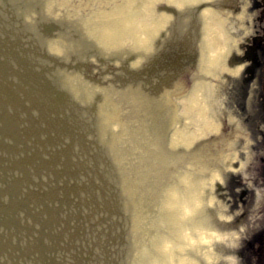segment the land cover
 Here are the masks:
<instances>
[{"label": "bare ground", "instance_id": "6f19581e", "mask_svg": "<svg viewBox=\"0 0 264 264\" xmlns=\"http://www.w3.org/2000/svg\"><path fill=\"white\" fill-rule=\"evenodd\" d=\"M29 1L35 2L36 9L21 14V0H0L1 5L5 4L1 8L12 14L8 21L0 22V31L10 33L8 45L0 49V74L8 67L7 73L19 80L8 94L7 105L13 107L14 115L4 120L10 122L14 116L17 120L22 112L36 106L40 109L36 118L30 113L22 118L26 124L20 134L23 140L56 125V133L39 138V142L33 139L36 148L58 139L60 155H55L51 163L59 161L63 173L70 172L77 178L86 169L88 173L112 174L121 186L110 192L108 181L107 189L103 182L88 187L85 182L67 181L65 187L71 193L80 195L89 190L88 196L77 199L90 205L93 213L85 214L83 209L73 207L68 214H62L51 207L46 216L28 211L26 219L20 220L13 215L6 227L1 225L10 235L6 237L15 236L27 248L40 246L42 257L51 263L53 260V264H73L76 258L82 259L77 260L78 264H103L106 260L104 264H237L223 250L228 245H222V241L233 235L227 233V213L216 193L234 161L243 165L237 147L247 148L250 142L243 122L249 106V91L241 75L243 63L232 67L229 64L232 56L242 61V46L237 40L240 27L227 24L232 20L231 11H221V5L212 0ZM227 2L233 5L235 0ZM162 6L169 13L161 12ZM245 10L244 4L243 13ZM243 13L236 15L241 18ZM173 16L177 17L176 23L190 18L193 27L200 30L194 59L187 62L193 69L187 76L191 84L177 97L180 107L174 105L169 94L160 92L162 88L170 90L175 80L170 85L162 84L158 67L163 57L160 43L168 35L163 29ZM28 37L31 40L24 42ZM187 49L193 50L188 45ZM11 60L22 69H14ZM152 63L157 68V79L147 81L143 74ZM33 86L36 90L44 87L50 98L37 99L30 91ZM5 98L1 93L0 100ZM163 100L168 104L165 110L160 107ZM119 110L123 111L120 116ZM142 110L156 132L145 133L144 129L149 130L145 120L140 129L147 136L140 132L130 138L127 127L131 121L140 122ZM160 111L169 119L168 124H160L156 115ZM224 112L240 120L233 139L222 130ZM124 115L126 122L122 120ZM14 125H0V132L14 133ZM215 132H221L217 139L201 140ZM140 141L151 143L148 155L155 156L161 168H150L135 179L124 166L114 164L112 154L117 146L141 144ZM2 144L12 147L10 143ZM73 151L92 158L96 166L75 167L70 159ZM35 153L25 157L38 159L36 163L42 167L51 166ZM175 162L176 168L169 173ZM159 171H165L166 177L161 184L155 180L153 188L149 183L142 186L141 179ZM99 211H105L104 218H110H98ZM127 240L135 243L136 253L119 260L111 246L115 243L125 253L121 246Z\"/></svg>", "mask_w": 264, "mask_h": 264}, {"label": "rangeland", "instance_id": "374dc122", "mask_svg": "<svg viewBox=\"0 0 264 264\" xmlns=\"http://www.w3.org/2000/svg\"><path fill=\"white\" fill-rule=\"evenodd\" d=\"M212 1V3L221 5L220 8L218 7L221 11H231L229 16L232 20H229L227 24L232 23V25L240 27V30H238L239 37L237 38V40L243 48V51L241 52L242 56L243 52L245 51L246 45L248 46L249 44H251V42H253L254 36L252 35L256 33V31L254 30H260V34H264V6H258V2L263 3L264 0H236V2H234V5H230L231 2L228 3L227 0ZM34 3L35 2H32L30 4L29 0H21L19 8L20 13L23 14L25 10L27 11V13L31 11L34 12V10L36 9V7L33 6ZM244 4L246 6V10L244 11L245 15L242 9ZM3 6H5V4L1 5L0 2V22L8 21L10 19L9 16H12L10 10L5 11L1 8ZM161 9V12L169 13L167 10L164 9L163 6ZM170 9L174 10L172 6L170 7ZM177 10L180 9L177 8ZM13 12L14 14L18 13V11ZM176 12L177 11L175 10V13ZM240 12L243 13L241 18L236 15ZM176 18V16H173L170 24L168 26L166 25V27H164L163 29L165 34L168 32V35L167 37L164 36L160 43L161 52H163V57L160 59V64L158 67L161 68L162 84L170 85L173 79L175 80V84L173 85L174 89L173 87L170 90H164L162 88L160 92L164 94H169V96H171V100L176 103L174 105L180 107L181 100H178L177 97L179 98L181 91L188 89L191 84L187 76L193 72V69L189 66L187 62L190 63L194 59L192 58V56L194 55V48L196 47V45L199 44L200 30L197 26H195V28L193 27L190 18H187V20L183 19L182 23H178V21L176 23V21H174L176 20ZM235 22H237L239 25ZM249 25H251L252 27H249ZM244 32H246V34ZM8 34L10 33L4 30L0 31V49L6 48L5 45H8ZM30 40V37H28L24 40V42ZM187 45L189 47L191 46V49L193 50L190 51L189 49H187ZM232 57H230L232 60H230L231 63L237 64L239 62L238 58L234 59ZM10 62H13L14 66L8 63L7 66H12L14 69L16 68L17 70L22 69V67L17 64L16 61L11 60ZM231 63L230 67H232ZM172 66L174 69L172 68ZM246 67H242V70H244V72ZM7 72H10L8 71V67L6 68L5 72H2L0 74V95L2 93L6 97V101L0 100V125L5 127L10 122L12 123V125H15L12 127L14 133L6 134L4 132H0V264H53V260L51 263L48 261V259H44L42 257V254L40 253V246L33 245L31 248H27L26 246H24V243L21 244V242H19V240L16 239L15 236L13 238H7L6 236L8 235L10 237V235L8 232L6 233L7 229H1V225H4L6 227V223L11 220V216L13 215L20 217V220L26 219V212L28 211L46 216L48 210L51 207L54 209H59L62 214H68L69 212H71L70 209H72L73 207L74 209H83V213L85 214L89 212L93 213L90 205L81 204L79 199H77L79 196H88V194H90L88 193L89 190L82 189L84 192L78 195V192H76L75 194L71 193L70 191H68L69 188L65 187L67 181L71 182V180L73 179L74 181H78V183L85 182L88 187L92 186L93 184L102 185L103 182L106 189L108 188L109 182L111 183L110 192L118 190V186L121 185L119 179L116 176L113 177L112 174L107 175L106 173H103V176L101 174L102 172L100 173L99 171H91L90 173H88L89 170L86 169V171H84L83 173L81 172L82 174H79V178H77L75 175L73 176L70 172L63 173L62 164L59 163V161L56 163H51L52 158H54L55 155H60L58 150V147H60V145L57 146L58 139L54 142L48 143L44 148H41L39 146L38 148H36L33 139L34 137H36L37 142H39V138L43 139L45 136H49L52 133H56V125H53L54 128L51 127L52 130L42 129L41 132L35 133L34 136L32 135L29 138L23 140L20 134H22L25 130L26 124L23 123L22 118L24 117V119H26L28 113H30L33 117L36 118L40 109L34 106L32 108H29L27 111L22 112L21 116L18 115L17 120L14 116V118L10 117V122H5L4 119L6 117H8L10 114L14 115V111L12 109L13 107L7 105L8 103H10L8 100V94L9 92H11L12 88L18 86L15 83L19 82L17 77H13V74L11 75ZM51 75H53V73H51ZM143 76L147 81L157 79L156 65L152 63V65H150V67H148L147 70L144 72ZM30 88H32V86H30ZM43 88H39V90H36L33 86V89H30V91L33 93V95L37 96V99L48 100L50 98V95ZM181 88L183 89L181 90ZM249 98L250 100H252L251 105H254L255 107V105L258 103L257 100L253 99L254 97ZM25 102L29 104L30 100L26 99ZM121 105L122 104H120V106ZM167 106L168 104L166 103V100H163L160 103V107L164 110L165 108H167ZM156 107L155 110H157L158 112L159 104H157ZM252 110L253 114L255 111L254 109ZM122 112L123 111L119 110V113L117 112V114H119L120 116ZM139 113L141 116L140 122L135 121L138 123H134L131 121L132 124L127 127L130 129H127V132L129 133L128 137L130 138V135L136 138L140 132L143 136H147V134L142 133L140 129L142 121L145 122V120L149 127L148 131L144 129L145 133H149L152 135V133L155 134L156 132V127H152L149 125L150 122L147 120L149 119L148 115H146L145 117L143 110ZM49 115H51V113ZM156 115L159 119L160 124L162 123L163 125H166L169 123V119L166 118V116H164V113H162L161 111L160 115L158 113H156ZM238 118H240V116H238ZM222 119V130L225 131L227 137L233 139L238 133V122L240 120L237 119V117H228L226 112H224ZM122 120H124L125 122L127 121L125 115ZM249 120H251V124L253 123V121H255L254 117H249ZM243 122L247 128V132L244 133L250 134V142L247 145V148H241L239 145L236 149L237 152L239 151V153L241 154L242 158H240L242 159L243 165L239 166L237 164L238 161L235 160V165L232 169L228 170L227 174L229 173V175H226L225 179L219 183L221 184V188L217 187L218 190L216 192L218 195V199L224 204L227 213V233L232 234L234 238H225L222 241V245L232 246L233 249H237L238 247L240 234L253 231V229L258 226V223H261L262 219L264 218V175L262 174V163L264 162V150L262 142L264 141V138L261 136V134H259L260 130L264 131V126H262L261 128L255 126L256 128L252 129L245 123L244 117ZM165 128L167 127H164V129ZM228 133L230 134L229 136ZM58 134L61 135L60 132ZM220 134L221 132H215L202 137L201 140H207L212 138L217 139ZM163 137H166V133H163ZM65 140L68 141V138H66ZM1 142L7 144L10 143L12 147L9 148L8 145H3ZM140 142L141 144L139 142L131 144L129 143L130 145H127L126 147L117 146V148H111L112 150H114V148L116 149L115 154H112L115 161L114 164L117 167L124 166L125 169L131 173V177H134L135 179L140 174L143 175V172L149 170L150 168H161L157 164L158 162L155 156L148 155V152L151 154V143H148V141ZM78 148L79 146L74 147V149ZM177 150H180L182 152L187 151L183 148H177ZM35 152H38L37 158L39 157L43 160L49 161L51 163V166L49 167L47 165V168L42 167L41 165H38L36 163V160L38 159H29L25 157L26 155H36ZM66 153L64 154L66 155ZM71 155L72 157L70 159L72 160L75 167L77 165L86 167H91L94 165L96 166L95 161L86 155L78 156V153L76 151H73L72 154L70 152V156ZM112 155L110 154L111 158ZM14 159L19 160L17 162H20V164L14 161ZM20 159L22 160L20 161ZM176 165L177 164L175 162V165H173L169 169V173H173L174 169L176 168ZM102 167V164L99 165L100 170L102 169ZM187 170H191V168H188ZM164 172L159 171L155 174L153 173L150 177L141 179L142 186L144 185V187H147L149 183L152 185L151 187L153 188L155 180H159L161 184V181L163 180L162 178H166L164 177ZM4 174L8 176L6 177ZM97 215L99 216L98 218H103L104 221H107L110 218V216L104 218V216L107 215L105 211H99ZM80 221L85 223V218H81ZM38 232L39 230H37L34 239L37 238ZM42 245L45 246L44 243H42ZM123 246L126 250L125 253H121L122 249L120 250V248L115 243H113V246H111L117 252H115L114 254H117V258L119 260H121L122 257L127 260V258H130L133 253H136V248L134 249V242L132 243L131 241L130 244L128 241L126 245L124 244L121 247L123 248ZM57 259L58 258H56V260ZM73 260V264H78L77 260L82 259L76 258ZM83 263H86V261H84ZM104 263H108L107 260Z\"/></svg>", "mask_w": 264, "mask_h": 264}, {"label": "flooded vegetation", "instance_id": "af4514ba", "mask_svg": "<svg viewBox=\"0 0 264 264\" xmlns=\"http://www.w3.org/2000/svg\"><path fill=\"white\" fill-rule=\"evenodd\" d=\"M258 6H263L262 2H258ZM245 56L250 60L248 74L255 85L252 97L258 102L255 107L251 105L249 113V117H254V124H251V120L248 122L253 129L255 126L261 128L264 126V34H260V30H256L252 44L246 47ZM252 109L255 111L253 114ZM259 134L264 138L263 130H260ZM262 143L264 150V141ZM262 168L264 175V162ZM235 259L238 264H264V221L253 231L240 234Z\"/></svg>", "mask_w": 264, "mask_h": 264}]
</instances>
